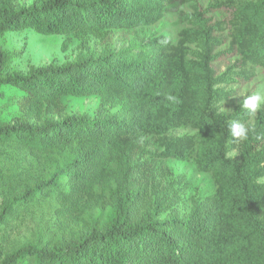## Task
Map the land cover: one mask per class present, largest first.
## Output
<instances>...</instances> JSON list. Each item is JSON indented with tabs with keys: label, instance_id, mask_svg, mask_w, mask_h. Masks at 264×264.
Returning a JSON list of instances; mask_svg holds the SVG:
<instances>
[{
	"label": "trees",
	"instance_id": "1",
	"mask_svg": "<svg viewBox=\"0 0 264 264\" xmlns=\"http://www.w3.org/2000/svg\"><path fill=\"white\" fill-rule=\"evenodd\" d=\"M188 4L181 20L189 27L177 44L159 36L62 67L6 74L7 34L134 30ZM216 13L221 20L210 17ZM224 35L229 45L219 52ZM230 59L233 66L219 74ZM257 70L264 74V0H214L206 9L197 0H35L28 9L0 0V90L25 94L28 115L0 126V155L26 149L49 163L48 177L30 185L0 171V235L21 210L47 201L86 214L64 243L23 246L5 258L0 251V264H264V114L237 141L230 123L247 124L254 114L220 111L235 96L222 87L248 83ZM68 97L98 98L96 117L44 119ZM178 129L194 133L166 138ZM139 136L161 138L160 157L193 163L215 192L194 200L188 213L179 210L173 184L148 196L150 185L136 176Z\"/></svg>",
	"mask_w": 264,
	"mask_h": 264
},
{
	"label": "rangeland",
	"instance_id": "2",
	"mask_svg": "<svg viewBox=\"0 0 264 264\" xmlns=\"http://www.w3.org/2000/svg\"><path fill=\"white\" fill-rule=\"evenodd\" d=\"M206 9L214 0H197ZM252 1V0H243ZM35 0H15L18 9H28ZM191 13V6L176 5L172 7L156 25L141 27L134 30L109 31L101 34L80 32L69 36L45 37L33 32L7 34L1 41L2 51L9 54L12 61L6 74L19 73L26 75L32 70L62 67L72 64L82 56L94 54L100 56L105 51H122L132 44L146 43L159 36L167 37L173 44L179 41L180 32L187 29V23L181 17ZM220 14L210 17L221 20ZM226 44L218 51H224L229 45L226 36H221ZM235 59L221 62L218 65L219 74H224L233 66ZM227 92L235 94L228 102L220 106V111L231 114L237 107H242L244 96L253 95L257 91H264V74L257 70L256 77L244 84H234L222 87ZM26 95L10 87L0 90V126L14 125L24 122L28 115L23 106ZM100 107V100L96 97L75 98L68 97L59 102L46 113L44 119L61 121L66 117L94 118ZM246 110V109H244ZM248 111V110H246ZM249 112V111H248ZM259 113L264 114L262 105L254 117L246 124L253 125ZM32 123L34 119L30 120ZM190 129H178L170 132L166 138L174 139L185 135H192ZM161 138L154 136H139L136 139L137 149L135 160L142 166L140 174H136L139 181L147 182L148 196H153V190L164 189L173 184L180 195L179 210L188 213L194 200L205 199L215 192V185L210 175L198 172L193 163H180L173 159H163L160 155ZM231 157H238L234 152ZM47 160L41 154L31 153L26 149H13L8 156L0 155V171L13 174L15 183L30 185L38 179H46L49 175ZM9 176L11 174H4ZM264 184V179L261 180ZM2 199L0 198V201ZM97 211L92 212V216ZM88 217V215H87ZM86 222V214L80 211L61 210L58 203L47 201L41 205H34L23 209L15 215L9 225L0 235V251L2 257L12 254L23 246L55 245L64 243L77 224ZM79 229L78 227L75 229ZM24 264H32L26 262Z\"/></svg>",
	"mask_w": 264,
	"mask_h": 264
},
{
	"label": "clouds",
	"instance_id": "3",
	"mask_svg": "<svg viewBox=\"0 0 264 264\" xmlns=\"http://www.w3.org/2000/svg\"><path fill=\"white\" fill-rule=\"evenodd\" d=\"M167 99L172 100L174 98L169 96ZM262 105H264V91H257L253 95L244 96L242 102V107L252 114H255ZM229 131L231 136L237 141H243L248 138L249 129L246 124L240 121H232L229 125Z\"/></svg>",
	"mask_w": 264,
	"mask_h": 264
}]
</instances>
